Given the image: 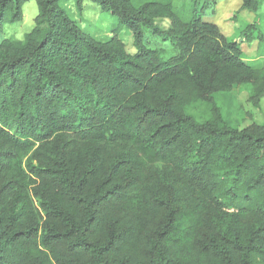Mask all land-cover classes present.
I'll return each instance as SVG.
<instances>
[{
    "label": "trees",
    "instance_id": "16d2710c",
    "mask_svg": "<svg viewBox=\"0 0 264 264\" xmlns=\"http://www.w3.org/2000/svg\"><path fill=\"white\" fill-rule=\"evenodd\" d=\"M30 1L0 0V36ZM84 1L111 36L36 0L34 27L0 40V264H264V124L234 128L217 102L245 87L257 105L264 65L207 1L74 0L79 17Z\"/></svg>",
    "mask_w": 264,
    "mask_h": 264
},
{
    "label": "rangeland",
    "instance_id": "374dc122",
    "mask_svg": "<svg viewBox=\"0 0 264 264\" xmlns=\"http://www.w3.org/2000/svg\"><path fill=\"white\" fill-rule=\"evenodd\" d=\"M206 1L208 5L204 10L207 17L204 18L205 21L215 23L229 40L240 43L243 52L242 58L246 63L254 67L264 65V4L261 5L258 12L247 13L239 11L242 0H199V4L202 5ZM61 5L86 34L97 40L111 36L117 25L116 19L88 1L83 2L82 17L77 16L74 0H64ZM36 15V0H31L24 5L20 22L5 25L0 40L7 37L22 40L23 36L34 27ZM254 21L257 22V28L251 40L245 41L240 38L238 32L245 24H253ZM157 25L161 29H167L169 20L158 21ZM119 37L133 52L131 33L127 29H123ZM217 102L224 120L234 128L241 129L251 123L264 124V98L254 105L248 100L245 87L235 88L229 93L220 95Z\"/></svg>",
    "mask_w": 264,
    "mask_h": 264
}]
</instances>
